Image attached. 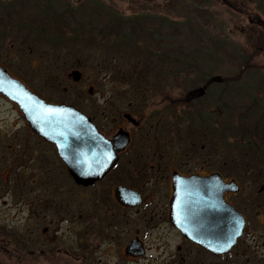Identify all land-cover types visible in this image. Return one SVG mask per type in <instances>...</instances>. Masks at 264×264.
I'll list each match as a JSON object with an SVG mask.
<instances>
[{
  "label": "flooded vegetation",
  "instance_id": "obj_1",
  "mask_svg": "<svg viewBox=\"0 0 264 264\" xmlns=\"http://www.w3.org/2000/svg\"><path fill=\"white\" fill-rule=\"evenodd\" d=\"M52 1L42 0V8L41 0L0 2V36H6L10 29L18 26L28 28L36 40H44L53 46L71 45L74 38L70 36L78 32L91 37L96 33H108L121 39L137 32L129 28L138 29V18L145 24V30L140 32L149 35V14L122 18L118 8L100 0H56L55 4L50 3ZM136 1L122 0L129 13L137 12L139 4ZM215 1L193 0L199 9L201 6L206 9ZM221 1L223 5L232 7L230 0ZM245 1H239L241 11L247 15V26L240 29L241 34L247 33L249 28H258L264 36L263 18L254 17L245 10ZM111 2L109 0L108 4ZM146 4L149 6V2ZM52 13L51 24H42ZM62 17H65L63 21ZM135 20L136 23H128ZM109 21L113 23L106 24ZM119 21L122 23H116ZM105 24L109 31L105 30ZM122 28H127L123 35L117 33V29ZM204 43L196 40L194 56H181L172 62L192 69L191 73H179L177 79L167 73L151 76L154 82H150L149 73L144 76L140 72H117L115 78L122 86V99L127 100L125 105H129L123 110L98 107L96 117L87 115L70 102L74 96L73 87L83 80L82 71L64 69L59 79L57 71H46L45 75L41 66L46 64L48 57L38 54L32 58L29 48L23 51L28 57L24 63L16 59L21 62L17 70L0 60V68L17 83L15 86L19 93L27 91L49 106L73 107L89 118L96 132L110 144L116 158L101 178L89 184L78 183L59 156L56 144L36 133L20 105L0 91V207L15 208L19 216V264L31 261H39V264L42 259L47 262L57 253L71 254L64 246L72 243L66 237L69 230L75 240L72 250L82 257L80 264H88L86 258L91 255L108 253L111 246H116L124 260L130 263L147 259L149 254H162L168 245L162 236H157L162 231H172L179 237L175 253L186 252L192 246L213 257L231 253L233 249L226 254L213 255L186 239L169 218L174 189L179 180L205 179L214 174H219L226 184L234 180L231 163L226 161L224 168L222 165L219 167L215 152L208 150L206 144L197 147L191 137L178 136L181 125L187 123L190 136L200 131L203 139L212 136L231 140L232 117L228 115L225 123L219 121L225 115L219 102L227 101L228 105L235 90L244 92L250 83V77L237 79V74L232 72L219 75L214 59L217 48L209 50ZM209 43L216 46L213 41ZM206 48L210 54L205 52ZM74 71L80 73L78 81L72 77ZM29 77L57 81L53 87L37 90L28 81ZM175 79L177 82L173 83ZM175 85L179 89V103H174L173 99L164 105L157 97ZM81 93L92 97L96 89L93 84H86ZM76 95L79 96L78 93ZM154 110L156 115L159 110L163 115L167 114L172 123L178 121V128L174 129L171 124L168 134H165L167 126L164 124L162 127L161 120L149 119V113H154ZM241 122L247 138L259 135L253 131L255 127L247 116L241 117ZM219 124L222 131L218 134ZM262 125L258 123L257 127ZM118 134L121 137L116 146ZM222 197L227 205L233 207L231 199L235 197L234 193L225 192ZM6 233L0 231V252L10 245ZM147 261L149 264V259ZM0 264L6 263L0 259Z\"/></svg>",
  "mask_w": 264,
  "mask_h": 264
},
{
  "label": "rangeland",
  "instance_id": "obj_2",
  "mask_svg": "<svg viewBox=\"0 0 264 264\" xmlns=\"http://www.w3.org/2000/svg\"><path fill=\"white\" fill-rule=\"evenodd\" d=\"M9 1L0 0L5 3ZM55 1L50 3L55 4ZM111 1L108 4L109 0H100L101 3L112 8H118L122 18L146 13L149 14V18H163L177 23L178 25L174 27V34L181 32L183 38L178 37L179 35L175 36L173 32L163 34L151 29H149V35L136 32L134 35L131 34V37L127 35L121 39L108 33L107 35L96 33L91 37L89 34L78 32L71 34L70 37L74 38L71 45L53 46L44 40H36L28 28L17 26L10 29L6 36H0V60L17 70L21 62L16 59L23 62L28 58L25 57L23 51L29 48L32 58L38 54H43V58L48 57L46 64L41 66V72L45 75L46 71H57L59 79L64 69L82 71L83 80L81 84L73 87L74 96L70 102L87 115L96 117L95 110L98 107L107 110H123L129 105H125L127 100L122 99L120 92L122 86L115 78L117 72H140L144 76L149 73V78L153 75L161 76L169 73L172 78L177 79L179 73H191L192 69L183 68L181 64L172 62L181 56H194L196 52L194 43L200 39L205 41L204 46L207 45L209 50L220 47L221 52L228 56L226 58L220 52V60L227 62L231 67L236 65L235 62L238 63V59L248 57L252 61L248 90L264 110V36L258 28H249L247 33L241 34L240 29L247 26V15L241 11L240 0H230L233 8L223 5L221 0H216L212 6L207 5L206 9L203 6L199 9L193 0H137L138 10L134 13L128 12L127 5L122 0ZM246 1L245 10L252 13V16H259L264 20V0ZM148 2L149 6L146 4ZM43 6L41 0V8ZM53 15L54 13L48 15L47 21L43 20L41 23L51 24ZM210 41H213V45L216 46H211ZM208 49L206 48L205 52L210 54ZM214 53L217 64L219 50L216 49ZM37 60L40 61L38 58ZM24 67L27 68L25 64ZM224 71H218L217 65L219 75L229 73ZM176 79L173 83L177 82ZM28 81L39 90L55 86L53 83L57 80L29 77ZM149 81L154 82L152 78ZM86 84L94 85L96 89L94 96L81 93L83 85ZM177 87V85L171 86L172 89L166 90L157 98L164 105L173 99L174 103L178 104L179 89ZM238 99L240 98L233 96L231 100H228V105L227 101L219 102L225 113L219 121L225 123L228 115L232 117L233 137L231 140H226V137L219 139L212 136L203 139L200 131L190 136L186 129L188 128L187 123L181 125L180 135H178L185 138L191 137L197 143V147L206 144L208 150L215 152L219 167L222 165L224 168L227 162L232 164V176L239 185V192L234 194L235 197L231 201L233 207L245 216L246 225L242 237L237 241L231 253L222 257H213L193 246L186 252L175 253V247L180 243L179 237L172 231H162L157 236H162L168 243L166 251L162 254H149L147 259L130 263L124 260L116 246H111L108 253H98L87 257L88 264H147L148 259L149 264H264V125L259 128L262 136L247 138L246 129L241 122V117L245 116L244 107L240 106L242 104ZM155 112L156 110L154 113H149V119L161 120V126L164 127V124L167 126L165 134H168L167 131L171 124L174 129L178 128V121L172 123V119L167 114L163 115L161 110L158 111V115ZM221 131L222 125L219 124L218 134ZM253 131L258 132L256 129ZM223 135L225 136L224 133ZM260 189H262L261 192ZM0 231L7 232L6 238L10 243L7 250L0 252L1 261L6 264H19L17 237L20 229L19 216L15 208L0 207ZM67 234L66 237L72 243L68 246L64 244V246L71 254L57 253L47 262L42 259L39 264H80L82 257L72 250L75 247L74 236L70 230L66 232ZM38 262L31 261L29 264H38Z\"/></svg>",
  "mask_w": 264,
  "mask_h": 264
},
{
  "label": "water",
  "instance_id": "obj_3",
  "mask_svg": "<svg viewBox=\"0 0 264 264\" xmlns=\"http://www.w3.org/2000/svg\"><path fill=\"white\" fill-rule=\"evenodd\" d=\"M5 73L0 68V91L20 105L36 133L56 144L59 156L78 183L89 184L113 166L116 158L110 144L96 132L89 118L73 107L49 106L27 91L19 93L17 83ZM72 77L78 81L80 73L74 71ZM120 137L116 136V146ZM174 190L171 224L186 239L213 255L228 253L245 228L243 214L222 197L225 192H239L237 182L226 184L219 174H214L205 179L179 180Z\"/></svg>",
  "mask_w": 264,
  "mask_h": 264
},
{
  "label": "trees",
  "instance_id": "obj_4",
  "mask_svg": "<svg viewBox=\"0 0 264 264\" xmlns=\"http://www.w3.org/2000/svg\"><path fill=\"white\" fill-rule=\"evenodd\" d=\"M58 18H60L58 16ZM65 19V17H62V21ZM137 19V18H136ZM141 18H138L137 21V25H138V29H132L129 28L130 30L133 31H137L140 32V30H145V28L143 27L144 21L140 20ZM112 24L113 21H109L106 22V24ZM116 23H122V21L116 22ZM128 23H136L135 21H128ZM105 24V30L109 31L108 29V25ZM177 23L174 22H169L166 19L163 18H149V29L153 30L156 33H175V26H177ZM114 28H117L116 25H113ZM112 27V28H113ZM113 32L114 30L111 29ZM127 28H122L117 29V33H120L121 35L125 34L127 31ZM180 31V30H179ZM175 36L179 35L178 37L183 38V35L181 34V32H178L176 34H174ZM217 50H219L218 53V60H217V65H218V71L220 70H225L224 72H232L234 74H237L236 78L237 79H244V78H248L249 76H251L252 74V70L250 69V64L252 63V61L247 57L246 59L242 58V59H238V63L233 61L236 63V65L234 66H229L227 62H222L220 60V52L222 51L220 47H217ZM223 53L224 57L228 58V56L226 54ZM192 55V54H191ZM234 96H236L239 102L242 104L240 105L241 107H244V114L245 116H247V118L251 121V123H253V127H255V129L259 132V135L262 136V133L260 132L259 128L257 127L258 123H262L264 125V113L260 106V104L254 99V97L251 95V93L248 90H245L244 92L240 91V90H235L234 92ZM259 145V144H256Z\"/></svg>",
  "mask_w": 264,
  "mask_h": 264
}]
</instances>
